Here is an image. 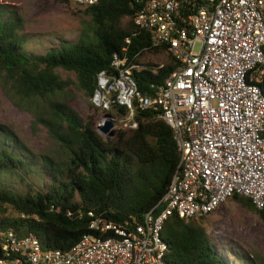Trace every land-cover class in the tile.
Listing matches in <instances>:
<instances>
[{"label":"trees","instance_id":"trees-1","mask_svg":"<svg viewBox=\"0 0 264 264\" xmlns=\"http://www.w3.org/2000/svg\"><path fill=\"white\" fill-rule=\"evenodd\" d=\"M139 2L100 0L75 5L87 29L84 37L63 42L45 54L25 49V39L18 35L20 17L8 6H0V84L20 106L34 107H29L34 123L42 125L67 155L56 161L49 154H35L15 132L0 124V258L2 237L9 231L19 238L35 235L43 250L69 251L94 233L93 220L104 218L124 227L130 226L127 222L141 223L165 195L180 152L172 128L159 111L137 108V128H117L104 138L94 116L84 119L66 101L53 97L76 85L90 99L98 72L112 69L114 54L126 57L128 65H137L132 74L143 94L154 96L165 84L178 64L167 47L154 46L150 33L135 25ZM147 53H167L169 60L144 62ZM259 85L264 92V78ZM112 109L120 115L127 113L123 106ZM31 173L50 180L39 187L30 181ZM9 174L18 178L20 186L5 177ZM230 199L256 212L264 224V207L257 209L243 195ZM208 216L189 220L169 216L161 231L168 245V263L231 264L217 252L202 223Z\"/></svg>","mask_w":264,"mask_h":264},{"label":"built area","instance_id":"built-area-1","mask_svg":"<svg viewBox=\"0 0 264 264\" xmlns=\"http://www.w3.org/2000/svg\"><path fill=\"white\" fill-rule=\"evenodd\" d=\"M133 21L154 46L167 47L177 68L149 96L133 78L137 65L114 54L112 69L97 74L92 101L103 111L125 107L129 128L138 127L137 108L159 111L180 152L165 195L141 223L93 220L94 233L69 251L43 250L35 235L9 231L0 264H171L161 231L172 214L205 217L233 195L264 207V0H140Z\"/></svg>","mask_w":264,"mask_h":264},{"label":"rangeland","instance_id":"rangeland-1","mask_svg":"<svg viewBox=\"0 0 264 264\" xmlns=\"http://www.w3.org/2000/svg\"><path fill=\"white\" fill-rule=\"evenodd\" d=\"M1 5L8 6L20 17L18 35L25 39L23 43L29 53L45 54L52 48H59L63 42H76L87 32L75 5L60 4L55 0H0ZM199 48L200 43H197L196 51ZM142 60L161 63L167 62L169 56L167 53H147ZM53 97L66 101L84 119L94 116L97 130L107 114L115 118V130L127 128L124 118L116 110H100L93 104L92 97L89 99L76 85ZM89 102L96 108H91ZM19 104L18 99L13 100L0 84V124L15 132L35 154H49L56 161L65 160V148L42 125L34 123V107ZM5 177L20 186V181L13 174ZM28 177L39 187L50 180L48 176H37L36 173ZM202 223L217 252L231 264H250L251 261L264 264V224L256 212L229 199Z\"/></svg>","mask_w":264,"mask_h":264},{"label":"water","instance_id":"water-1","mask_svg":"<svg viewBox=\"0 0 264 264\" xmlns=\"http://www.w3.org/2000/svg\"><path fill=\"white\" fill-rule=\"evenodd\" d=\"M104 123L98 127L99 131L107 136H112L115 131L114 119L111 115L107 114L103 119Z\"/></svg>","mask_w":264,"mask_h":264},{"label":"clouds","instance_id":"clouds-1","mask_svg":"<svg viewBox=\"0 0 264 264\" xmlns=\"http://www.w3.org/2000/svg\"><path fill=\"white\" fill-rule=\"evenodd\" d=\"M99 130V129H98Z\"/></svg>","mask_w":264,"mask_h":264}]
</instances>
